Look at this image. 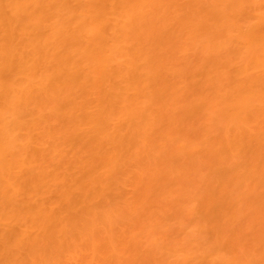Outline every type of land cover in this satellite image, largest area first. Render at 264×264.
Instances as JSON below:
<instances>
[{
    "label": "bare ground",
    "instance_id": "6f19581e",
    "mask_svg": "<svg viewBox=\"0 0 264 264\" xmlns=\"http://www.w3.org/2000/svg\"><path fill=\"white\" fill-rule=\"evenodd\" d=\"M0 264H264V0H0Z\"/></svg>",
    "mask_w": 264,
    "mask_h": 264
}]
</instances>
